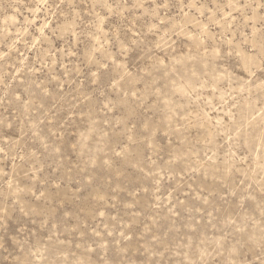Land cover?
Returning <instances> with one entry per match:
<instances>
[{
    "label": "rangeland",
    "instance_id": "rangeland-1",
    "mask_svg": "<svg viewBox=\"0 0 264 264\" xmlns=\"http://www.w3.org/2000/svg\"><path fill=\"white\" fill-rule=\"evenodd\" d=\"M0 264H264V0H0Z\"/></svg>",
    "mask_w": 264,
    "mask_h": 264
},
{
    "label": "bare ground",
    "instance_id": "bare-ground-1",
    "mask_svg": "<svg viewBox=\"0 0 264 264\" xmlns=\"http://www.w3.org/2000/svg\"><path fill=\"white\" fill-rule=\"evenodd\" d=\"M250 105H251V104H250ZM250 105H249V106H250Z\"/></svg>",
    "mask_w": 264,
    "mask_h": 264
}]
</instances>
